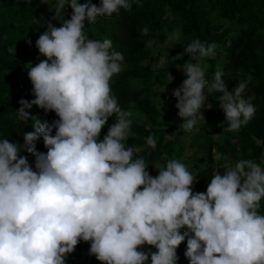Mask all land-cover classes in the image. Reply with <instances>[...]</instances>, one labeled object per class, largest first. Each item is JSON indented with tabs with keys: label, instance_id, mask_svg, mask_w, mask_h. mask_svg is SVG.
I'll return each mask as SVG.
<instances>
[{
	"label": "clouds",
	"instance_id": "1",
	"mask_svg": "<svg viewBox=\"0 0 264 264\" xmlns=\"http://www.w3.org/2000/svg\"><path fill=\"white\" fill-rule=\"evenodd\" d=\"M132 2L55 0L53 19L65 14L66 5L72 12L59 27L48 21L36 40L46 59L29 64L35 98L19 100L16 119L29 121L33 106L58 119H36L22 144L0 138V264H66L80 241L90 242L89 254L103 264H178L185 241L188 264H264V214L258 211L264 167L248 159L233 164L214 151L213 158L225 162L214 167L206 191L194 192L197 177L179 160L153 165L154 177L143 158L134 159L126 143L132 113L122 110L110 86L124 56L110 39H90L85 31L86 22L131 11ZM179 38L178 31L169 37ZM215 48L199 39L183 46L186 78L172 96L185 132L199 131L203 110L212 108L211 92L222 93L216 98L224 131H239L255 115L243 95L247 80L229 91L222 70L206 77L200 61ZM164 63L161 58L158 66ZM41 139L46 152L36 147ZM146 144L155 149L157 141L149 135ZM21 152L34 157V168ZM144 245L156 251L141 250Z\"/></svg>",
	"mask_w": 264,
	"mask_h": 264
},
{
	"label": "trees",
	"instance_id": "2",
	"mask_svg": "<svg viewBox=\"0 0 264 264\" xmlns=\"http://www.w3.org/2000/svg\"><path fill=\"white\" fill-rule=\"evenodd\" d=\"M86 2L89 0H80V3ZM90 2L100 4V0ZM54 4L55 0H43V3L41 0H0V138L13 143H23V133L33 131L31 124L36 119L41 122L58 119L54 112L45 114L37 106L27 110L30 118L26 123L16 119L19 100L35 98L28 77L29 64L35 66L46 59L39 55L36 40L46 30L48 21L59 27V20L69 19L72 12L66 5L65 14L61 13L58 20L53 19ZM145 27L149 30L147 35L143 33ZM85 31L90 39H110L113 50L124 56L122 71L110 82L111 91L122 110L132 113L126 143L134 148V159L143 158L149 164L147 170L152 176L158 175L153 165H164L168 160L185 156L188 137L195 148L188 155L194 167L188 170L197 177L192 186L194 192L206 191L214 167L225 162L224 159L216 161L214 151L233 164L248 159L264 167V0H133L131 11L121 9L118 15L86 22ZM177 31L179 40L169 39ZM195 39L206 46L216 45L215 57L200 61L209 62L205 70L207 78L222 70L229 91L239 82L248 81L243 95L245 99L251 98L256 112L239 131H224L226 125L221 122L225 114L216 98L222 93L207 95L212 108L203 110L205 120L198 123L199 131H183L178 125L182 119L176 114L175 121L165 113V109L175 107L172 91L186 78L181 67L189 57L183 54V46ZM161 58L165 63L159 67ZM166 88L169 92L165 93ZM115 119V116L109 118L101 131V139ZM213 127L219 130V138L212 135ZM149 135L157 141L155 149L146 144ZM36 147L47 151L42 139ZM20 154L27 156L34 168V157L27 152ZM258 211L264 214V200ZM89 248L90 242L80 241L67 256L66 264H103L89 254ZM149 248L156 251L153 246H141V250ZM185 250L186 241L177 249L178 264H188Z\"/></svg>",
	"mask_w": 264,
	"mask_h": 264
},
{
	"label": "rangeland",
	"instance_id": "3",
	"mask_svg": "<svg viewBox=\"0 0 264 264\" xmlns=\"http://www.w3.org/2000/svg\"><path fill=\"white\" fill-rule=\"evenodd\" d=\"M213 57H215V54L213 55ZM200 63H201V62H200ZM208 63H209V62H208ZM208 63H207V62H203V63H201L202 66L205 67V70H206L207 67L209 66ZM166 92H169V89H168V88L165 89V93H166ZM166 98H168V96H167ZM165 113H166V114H169V117L172 118L173 120H175V121L177 120V118H176V114L178 113V111H176L175 107H170V109H165ZM201 121H202V119H201L199 122H201ZM182 122H183V121L179 122L178 125L182 124ZM202 122H203V121H202ZM211 133H212V135H213L215 138H219L220 135H221V134L219 133V130H217V127H213V128L211 129ZM168 138H170V136H168ZM185 146H186L185 156H184L182 159H180L179 161L182 162V163H184V164L188 167V169H192V170H194L193 162L191 161V156H188V155H190L191 153H193V152L195 151V148L191 146L190 137H188V139L186 140V145H185ZM263 162H264V160H263ZM213 170H214V169H213ZM219 171L221 172V168L219 169ZM212 173H213V171H212ZM194 178H195V177H194Z\"/></svg>",
	"mask_w": 264,
	"mask_h": 264
}]
</instances>
